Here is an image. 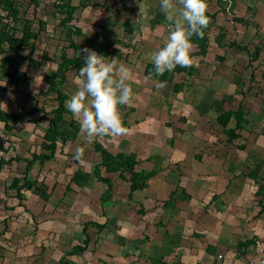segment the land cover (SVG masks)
Returning <instances> with one entry per match:
<instances>
[{"label":"crops","instance_id":"obj_1","mask_svg":"<svg viewBox=\"0 0 264 264\" xmlns=\"http://www.w3.org/2000/svg\"><path fill=\"white\" fill-rule=\"evenodd\" d=\"M138 1L144 4L146 0ZM177 1L182 0L168 1V16L174 8L179 7ZM230 1L233 3L230 10L232 17L236 19L242 16L244 21H231L232 31L225 32L221 26L223 34H218L217 46L222 55L217 57L225 66H217L215 73H208L209 65L202 66L200 85L203 88H213L216 94L230 92L231 100L217 98V109H209V115L207 109H204V116L201 118L203 124H197L203 136L195 141L194 145L189 141L177 143L176 139L181 140L188 136L179 135L186 132L182 125L179 126L184 129L182 132L172 131V135L166 139V147L157 140L158 127H155L154 122L157 119L159 121L160 117L153 99L159 96L161 91L155 87L152 90L149 85L144 84L152 79L143 74H137L131 88L124 87L122 90L121 97L125 103L121 104L125 106L126 116L111 111V106L116 102V107L118 100L106 99L104 103L107 109L99 110V97L96 96L97 100L94 101V97L87 95L91 110L94 109L95 112L94 121L90 123L86 112L77 110L84 114L81 118L76 117L81 126L73 127L76 134L70 135L67 143L59 144V152L57 148L54 156L55 159L58 154L66 157L62 159L65 162L64 168L58 171L45 165L44 170L36 173L39 174V183H52L48 191L49 200L36 195L35 204H42L41 213L65 216L69 213L67 209L71 211L73 208L76 209L75 213L81 212L80 216L88 218L82 228L86 238H90L87 247L81 252H71L77 245L84 246L81 240H74L70 245L61 240L53 261L57 262L63 251L70 253L67 256L68 264H245L249 259L257 258L264 250V0ZM200 2L202 1L199 0L194 5L192 0L189 3L194 7L187 11L189 21ZM179 9L185 10V5ZM219 9L209 11L217 15L211 29L229 12L223 5ZM20 17V21L24 22L26 16L20 14ZM189 21H176L182 24L179 27L184 29L182 34L178 33L183 43L196 48V44L185 42L183 39L184 26ZM166 23L167 18L154 26H151V23L150 26L155 29L161 25L163 27ZM133 27V33L140 36V26ZM256 47H260L261 52L254 59ZM4 56L6 53L0 52V59ZM27 70L28 68L20 71ZM72 70L77 72L76 68ZM127 71L129 72L128 68ZM28 73L31 77L29 83L33 84L34 78L38 81L36 71L28 70ZM184 75L188 77L185 82L189 87L191 78H194L193 74ZM214 75L217 78H214ZM41 77L43 76L39 75V79H42ZM6 82V78L0 81L1 84ZM84 90L85 88L82 89ZM148 90L157 93L152 95ZM193 91L196 92L195 89ZM75 98L79 104L83 103L81 97ZM187 102L183 100L178 104L174 101L172 104L182 107V110L184 108L183 111H187L189 107L194 109L193 97ZM0 103L1 108L7 110L3 107L5 101ZM118 103L120 104V101ZM241 104L248 113L249 122L243 130L238 131L241 136L229 143L222 126L217 122L218 110H235ZM186 105L190 106L185 109ZM197 106L198 109L202 108L200 103ZM84 108L86 109L85 106ZM177 110L179 111L178 108ZM115 117L117 124L113 125L111 119ZM0 123V126H3L4 123ZM89 123L93 125L95 132L88 131ZM84 127H87V130ZM2 133L0 128V134ZM243 145L245 148H241ZM106 153L116 158L134 154L137 161L134 171L154 172L147 181L148 186L132 191L130 167L122 168L119 160L105 165ZM50 163L51 161L48 165ZM120 169H126L124 179L119 174ZM78 170L90 173V178L83 186L73 182L74 174ZM161 182H165L164 186H161ZM101 186L105 187L104 191L107 190L109 200L105 198V194L100 202L92 200L88 194L93 190L98 192ZM31 196L35 195L32 193ZM65 197L69 199L68 204L63 203ZM31 200H34V197H30L29 201ZM95 211L97 213H94ZM72 221L75 220L71 218ZM94 222L101 225L102 229L91 224ZM71 225L77 226L74 222ZM87 230H92L94 235L95 243L89 250L99 255L97 262L95 255L92 256L87 250L92 242V235L87 234ZM241 243L243 246L239 248ZM29 244L34 246L33 243ZM47 248H50V244L44 250ZM3 249L8 250L6 247ZM41 249L37 254L29 250L30 255L26 263L32 264L34 259L40 258L43 253V248ZM33 251L37 252L35 249ZM16 259L19 261L17 257ZM45 259L46 257H41L42 261Z\"/></svg>","mask_w":264,"mask_h":264},{"label":"rangeland","instance_id":"obj_2","mask_svg":"<svg viewBox=\"0 0 264 264\" xmlns=\"http://www.w3.org/2000/svg\"><path fill=\"white\" fill-rule=\"evenodd\" d=\"M27 1L30 3L25 16L26 18L28 17L30 19H33V29L35 32H39V38L36 39V50L34 52H31L28 49H21L11 53V55H13V59L8 62L7 67L9 68H6L10 72L9 75L11 78V83L8 85V91L3 93L0 91V102L5 101V105L3 107L7 108L8 111L14 113L19 112L21 109H32L34 105L39 102H37V99H39L42 104H45L48 110H51L56 105L55 93L50 92L48 96H44L43 94L42 96H40V91L46 88V84L43 80V77H41L42 79H39V75L45 76L51 71L57 69L58 63L61 61L60 53L65 50L64 46L68 45L65 38L66 29L62 28L59 24L62 15L60 13H57L55 8L53 7L54 0H38L40 2L38 6H36V3L31 0H24L21 6L23 9ZM70 1L74 5H77L78 8L75 13V19L72 21L73 25L81 27L84 32L91 36L94 35L95 31H98L99 33H101V41L105 44H109V42L111 41L109 37H111L112 39H120L124 43L114 42L110 46V51L114 52V55L112 56L96 55L92 49H90L89 47H85L82 53L85 57H87L89 61H91L92 65L90 66V69L88 71H83L80 75L75 73V71L72 69L69 70L66 73L68 81L66 82V84H63L65 91L75 95V97H81V102L83 101L82 104L93 115H95V112L94 109L91 110L92 106H90L89 104L90 101L88 100L89 97H87V95L90 94L92 97H94V101H96L99 97L100 100L97 104L99 110L107 109L105 108L106 104L104 103L106 99L112 98L118 100L120 101V104L117 101V105L115 107L116 102H114L111 106L113 108H111V111H114L115 114L123 113L126 116V110H124L125 106L121 104L125 103V100L123 99V97H121L122 90L124 87L131 88V84L134 83L137 74L145 75L143 72L146 68L147 63L155 64L157 62L162 65H166L167 62L165 58L181 62L183 59L189 58V55H191V58L189 59L191 60L193 67H196V69L193 72L194 78H191V85L189 87L185 82V80L187 81L188 79V77H186L185 75L181 77L176 76L172 83L167 84L164 87L158 86V81L155 80L145 82L144 84L149 85L152 90L153 87H155L157 89L160 88L159 91H161L159 96H155V98L153 99L154 103L157 104L155 108H158V114L160 117L159 121L157 119V121L154 122L155 127H158L157 140L161 141V144L166 147V145H168L166 143V139H169V137L172 135V131L174 133L175 127H179L182 125L186 132L179 135H182L181 137H183V135L188 136L181 138V140L176 139L177 143H179L178 141L183 143L184 141H189V143L194 145L193 143L195 141H198L199 138L203 136L202 130L200 128H197V124H203L201 118L203 116L202 114L204 113V109H207L206 111L209 115V109L212 108L211 110L215 111L217 109V107L215 106L217 98L224 97L227 100H231L230 92H220L216 94L213 88H203V86L200 85V70L202 66L209 65L208 73H215V69L217 66L220 68L225 66V64L223 65V62L219 61L217 57V55H222L219 53L217 39L219 32H221V26H223L222 30L225 32L229 30L232 31L231 21L237 20L232 17L230 11L233 4L232 1L204 0L200 2L197 7H195L197 9L196 12L201 7H204L208 11L214 12L216 11L215 9L218 10L221 5L229 9V12L227 14H224L219 23L216 22L214 28L210 30V43L208 45L209 49L208 53L206 52V54L204 55L198 54L199 47H197L196 45L195 48L192 45L190 46L189 44L182 42L180 34H182L184 29L179 27L182 24H178V22H176L185 21L187 23L189 21L190 17L187 11H190L194 8L193 4H189L192 0H190V2H188V0L177 1L179 7L174 8L169 16L168 1L170 0H146L144 4L140 3L138 0H93L94 3H105L107 8H101L98 6L82 8L78 6L81 3V0ZM159 1H162V3L160 4ZM196 2L197 0H193L194 5L196 4ZM174 3L175 2L173 1L172 4ZM135 5L138 6L135 7ZM184 5L187 13H184L185 10L179 9L180 6ZM241 12H243V8L241 9ZM160 13L164 15L163 17L167 18L168 23H166L163 27L161 25L156 27L155 29L151 28V20ZM221 15L222 14L220 13V16ZM168 19L171 21L169 22ZM128 20L132 25L140 26V36L135 33H129L125 30L123 22ZM104 26L105 30H102ZM15 27L17 29L16 33L19 36L20 30L23 28V21L16 23ZM174 30H177V32L172 33V31ZM178 32H180V34ZM168 34L170 36H168ZM76 41L78 43H83L86 45L85 38L80 35L76 36ZM65 51L69 56L74 54V51L71 48L67 47ZM220 51L222 53L225 52L223 50ZM229 52L230 50H228V53ZM247 53L250 55L248 51ZM43 54H46L48 59L44 60L41 69L36 72L38 81H35L37 79L34 78L33 84L29 83L28 86L23 85L17 77L20 70L28 68L29 60L31 59H43ZM127 68L129 69V72L127 71ZM100 70L101 73H98ZM224 72L226 73L227 71L224 70ZM5 78L8 81L9 77ZM214 78L217 77L214 75ZM181 81H183L185 83V86L187 87L184 88L183 92L176 94V92L174 91V83H178ZM191 87L192 89L194 88L196 92H194V89L192 90ZM83 88H85L84 91H82ZM89 91H91V93H89ZM148 92L152 93V95H156L157 93H153L151 90H148ZM82 94L85 96H83ZM125 97L128 98V96ZM192 97L194 102V109H190V105H186L184 106L185 109H187L188 107L189 108L187 109V111H183L184 108L182 110V107L178 108V106H174L172 104L174 101L180 104L183 100L188 103L187 101L192 100ZM199 103L202 108L198 109L197 104ZM66 104L68 107L70 106L69 103ZM177 108L179 109V111L177 110ZM218 112H221V109H219ZM37 115V117H39L40 113H37ZM33 116L36 117V114H34ZM83 116L84 114L79 111L74 114L75 119L76 117L81 118ZM72 117L73 116L71 115V113L66 111L64 113V120L58 123V126L60 125L61 129L65 130L70 135H73L75 133L74 128L71 129L69 126V122L71 121ZM82 120L85 121V118H83ZM170 121H172L173 124V126L171 127L167 126V123H169ZM111 123L113 125L117 124L116 117L111 119ZM48 126L49 118H44V120L42 119V121L39 123L28 122L23 128H21V125L15 124V133H6L3 124V126H0V128H2L3 130L2 135L0 134V145L2 147H9V150L13 155L31 159L30 151L34 148V144L39 145L43 141V137ZM87 126L89 127L88 131L95 132V129L92 128V124L90 125L89 123L87 124ZM191 127L192 131L190 132ZM84 128L87 130V127ZM149 135H151L150 132ZM192 137L194 140L191 139ZM78 142L79 141H77L76 144H78ZM71 145L72 144H70V146ZM60 147L58 148V152ZM56 158L57 159L54 158L53 160H51V163L49 165L46 164V167H54L58 171L62 170L65 166V162L62 159H65L66 157L62 154H58ZM35 167L36 172L34 170L32 171L33 176H36V173L38 171L41 172L42 170H44V168L40 170V165L38 162L35 163ZM17 169L18 168L15 167L16 171ZM20 169H24L23 166L20 167ZM164 169L166 170L167 168L164 166ZM125 170L126 169H120L119 171L122 179H124L127 173L125 172ZM0 181V197H3L6 191L5 187L6 185H9L11 181L10 177L6 178V182L2 179ZM163 183L165 182H161V186H164ZM38 184L40 185L39 182ZM51 185L52 183L46 182L44 185H42V187L43 189L47 190L48 193ZM104 186H101L98 189V192L97 190L91 191L88 196H90L92 200H99L100 202L104 194L105 198L108 196L107 190L104 191ZM31 194L30 192H26L27 200L25 203L26 205L28 204V206L31 207L29 208L30 212H33V215H36L35 218L40 223L38 229L35 228L33 222L31 221L30 212H22L21 208L19 207H15V209L11 210L5 207L6 204L7 206L17 204L15 201L13 202L12 198L8 199L7 203L0 201V232L5 228L3 219L8 217V219L5 220L9 224L8 230L1 238L2 243H0V264H27L26 262L30 255L31 249L24 248L26 244L33 243V245L36 246L35 250L37 252L35 253L37 254L38 251H42L41 244L45 243L46 236L50 239L51 244L48 243L50 244V248L43 250L40 258L37 257L36 259H34L32 264H54L55 261L53 260L54 257H56L55 252L58 250V245L61 243V240H63L62 242L66 241L67 245L72 244L74 240H81L80 242L85 245L84 239H86V234L83 233L82 228L83 224L87 222L86 220L88 218L84 217V215L80 216L79 213L81 212L75 213L76 209L73 208L71 209V211H69L68 208L67 211L69 213L65 216H59L57 214H52L50 216L47 214H43L41 213L42 204H35L37 203V194L34 192L33 194L35 196H31ZM97 196L100 197L97 198ZM30 197H34V200H31L33 204L29 201ZM68 200L69 199L65 197L63 203L68 204ZM141 207L144 206L141 205ZM94 213L97 212L95 211ZM94 213H92V215H94ZM138 216H141L140 211H138ZM71 218L75 220L72 222H74V224H76L77 226L71 225ZM81 218H83V222ZM45 221L48 222L45 223ZM87 234L92 235L91 245L87 249L88 252H91L89 249L94 246V235L92 230H90V232L88 231ZM57 239H59V241H57ZM10 241L14 242L15 244L8 246L4 245L6 242L7 244H9ZM5 247L8 250L5 251L3 249ZM91 255H95L94 258L97 262V258L99 257V255L97 253H92ZM19 256L21 257V260L18 261L16 257ZM41 257H46V259L42 261Z\"/></svg>","mask_w":264,"mask_h":264},{"label":"trees","instance_id":"obj_3","mask_svg":"<svg viewBox=\"0 0 264 264\" xmlns=\"http://www.w3.org/2000/svg\"><path fill=\"white\" fill-rule=\"evenodd\" d=\"M23 1L24 0H0L3 11L5 12V15L0 16V52L6 53V56L0 59V81L2 82V80H5V77H9L8 81L6 80V84L0 83V91H7L8 85L11 83V78L9 75L10 72L6 69L8 66V62L13 59V55H11V53L21 49H28L31 52H34L36 50V39L39 38V32H35L33 29V19H30L28 17L25 18L23 22V28L20 30V35L18 36V34L16 33V23H18L22 18L20 17V14H26L30 3L27 1L23 9L21 7ZM31 1L36 3V6H38L40 3L38 0ZM78 6L82 8L91 6L107 8L105 3H94L93 0H81V3ZM53 7L55 8L57 13H60L62 15L59 24L62 28L66 29L65 38L68 45L64 46L65 50L68 47L73 49L74 51V54L69 56L68 53L63 50L62 53H60L61 61L58 63L57 69L43 76L46 88L44 87L45 89L40 91V96H42V94L44 96H48L50 92L55 93L56 105L51 110H48L46 105L42 104L41 101L37 99V102H39L35 104L32 109H21L17 113L7 111L0 107V121L4 123V129L12 133H15V124H19L21 125V128H23L28 122L39 123L42 121V119L44 120V118H49V126L45 131L43 141L39 145L34 144V148L30 151L31 159L13 155L11 154L9 147H2L0 145V180L2 179L6 182V178L10 177L11 181L9 185H6L5 195L3 197H0L2 198L0 199V201L7 203L8 199L12 198L13 202L15 201L17 204L12 206H7L6 204L5 207L9 210L15 209V207H19L21 208L22 212L25 213L30 212V207L25 203L27 200L26 192H34L45 200L49 199V194L42 187L43 183H40V185L38 184L39 181L37 179H39V174L33 176L32 170L35 167L36 162L39 163L40 170L45 168V165L54 158L59 143L65 144L70 140L68 138L71 137L70 134L61 129L60 125L58 126V123L64 120V113L68 111L73 116L71 121L69 122V126L71 129H73L74 126H81L79 125L80 123L74 118V113H76L77 110H82L84 113L86 112L85 114L88 117L90 123L94 121L95 115L88 113L84 106L78 103V100L75 98V96H73V94L65 91L63 84H66V82L68 81L66 73L69 70L76 68V73L80 75L81 72L88 71L90 69L92 63L82 53L85 47H89L90 49H92L96 55L112 56L114 55V52L110 51V46L114 42L124 43L120 39H110L111 41L109 42V44H105L101 41V33H99L98 31H95L94 35L91 36L84 32L81 27L73 25L72 21L75 19V13L78 8L77 5H73L70 0H54ZM163 16L164 15L161 13L155 16L151 20L152 26L165 21L166 17ZM216 16V13H210L207 9L201 7L197 12L191 14V21L184 26L185 31L183 34V39L185 42L196 44V46L199 47L198 54L204 55L208 50L210 41L209 30L213 26V22H215ZM236 19L244 21V18L241 17H238ZM123 25L125 26L127 32L133 33L134 27L133 25H131V23L125 21L123 22ZM102 30H105V28H102ZM222 34L223 33L220 32L219 36ZM77 35L85 38L86 45L83 43H78L76 41ZM244 48L246 49V47ZM260 52L261 48L256 47L253 53V58H257ZM42 56L43 59L29 60L28 70L37 72L43 65L44 60L48 59L46 54H43ZM189 58H191V55H189ZM189 58L183 59L181 62L165 58L167 62L166 65H162L157 62L155 64L148 63L144 70V74L147 78L158 81V86L164 87L167 84L172 83L176 76L181 77L185 73L189 75L193 74L196 68L193 67V64ZM28 70L20 71L19 75H17L18 79L23 85L30 82L29 80L31 79V77L28 73ZM98 73H101V70ZM184 87L185 83L183 81L174 83V91L177 93L183 92ZM66 103H69L70 106L68 107ZM37 113H40L39 117H37ZM34 114H36V117L33 116ZM217 122L222 126L223 131L227 135L228 141L230 143L241 136L238 131L243 130L244 126L248 124V113L243 109V105L241 104L235 110H221V112H219V115L217 116ZM167 126H173L172 121L167 123ZM183 130V128L175 127L176 133L182 132ZM241 148H245V146L243 145ZM106 154L107 156L104 154L105 159L103 158L105 165H108L107 163L109 162L115 163L117 160H119V164L122 168L130 167L132 173V191L144 189L146 186H148L147 181L153 176L154 172L148 173L146 172V170H141L138 172L134 171V166L137 163V161L135 160L136 156L134 154L126 157L120 156L117 158L110 156L108 153ZM22 166L24 169H20V167ZM15 167L18 168L17 171L15 170ZM89 178L90 173L84 172L83 170H78L74 174L73 182H76L78 183V185L83 186L84 184H86V180H88ZM108 198L109 196L106 197V199ZM30 214L31 221L33 222L35 228L38 229V226L40 225L39 221L35 218L33 213L30 212ZM5 219H8V217H6ZM5 219H3L5 228L0 232V240L5 235V232L8 230L9 226L8 222ZM91 224L98 227V229H102V226L99 224L97 225L95 222ZM87 226L88 224L86 225V228ZM57 241H59V239H57ZM49 242L50 239L46 238L45 243L48 245ZM45 243L41 244V248H43V250L47 247ZM89 243L90 238L87 237L84 246L77 245V247L74 248L71 252H81L87 247V244ZM5 244L7 246L13 245L15 243L10 241L9 244H7V242ZM242 246L243 244L241 243L239 248ZM24 248H30L32 252L35 253L33 251L35 247L32 246V244H26ZM69 254L70 253L62 251L59 260L54 264H68L69 259L67 258V256ZM34 256L35 255L33 254V257ZM17 258L20 260L21 257L19 256Z\"/></svg>","mask_w":264,"mask_h":264},{"label":"built area","instance_id":"obj_4","mask_svg":"<svg viewBox=\"0 0 264 264\" xmlns=\"http://www.w3.org/2000/svg\"><path fill=\"white\" fill-rule=\"evenodd\" d=\"M3 15H5V12L3 11L2 5L0 3V16ZM245 264H264V252L260 257L248 260Z\"/></svg>","mask_w":264,"mask_h":264},{"label":"clouds","instance_id":"obj_5","mask_svg":"<svg viewBox=\"0 0 264 264\" xmlns=\"http://www.w3.org/2000/svg\"><path fill=\"white\" fill-rule=\"evenodd\" d=\"M174 131H175V128H174ZM264 252V250H262L261 252H260V255L258 256V257H260L261 256V254ZM257 257V258H258ZM249 260H251V259H249Z\"/></svg>","mask_w":264,"mask_h":264}]
</instances>
